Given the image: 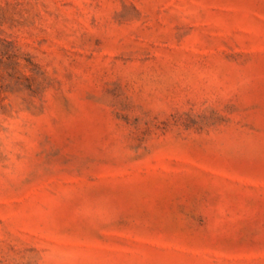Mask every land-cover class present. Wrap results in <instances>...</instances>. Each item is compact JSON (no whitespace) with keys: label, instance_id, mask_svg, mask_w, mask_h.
Returning <instances> with one entry per match:
<instances>
[{"label":"rangeland","instance_id":"374dc122","mask_svg":"<svg viewBox=\"0 0 264 264\" xmlns=\"http://www.w3.org/2000/svg\"><path fill=\"white\" fill-rule=\"evenodd\" d=\"M0 264H264V0H0Z\"/></svg>","mask_w":264,"mask_h":264}]
</instances>
